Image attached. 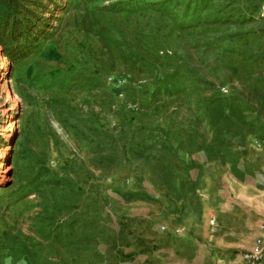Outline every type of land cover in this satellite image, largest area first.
<instances>
[{"label":"rangeland","instance_id":"obj_1","mask_svg":"<svg viewBox=\"0 0 264 264\" xmlns=\"http://www.w3.org/2000/svg\"><path fill=\"white\" fill-rule=\"evenodd\" d=\"M13 2L0 264L241 262L264 225V0Z\"/></svg>","mask_w":264,"mask_h":264},{"label":"built area","instance_id":"obj_2","mask_svg":"<svg viewBox=\"0 0 264 264\" xmlns=\"http://www.w3.org/2000/svg\"><path fill=\"white\" fill-rule=\"evenodd\" d=\"M214 224V221H212ZM264 261V225L259 226L252 245L244 251L242 261L237 264H260Z\"/></svg>","mask_w":264,"mask_h":264},{"label":"trees","instance_id":"obj_3","mask_svg":"<svg viewBox=\"0 0 264 264\" xmlns=\"http://www.w3.org/2000/svg\"><path fill=\"white\" fill-rule=\"evenodd\" d=\"M6 1L8 2L10 10L14 9V13H13L14 15L12 16V18H10V20L7 21V25H9V27L6 28V29H9V28L13 29L14 28V25H13L14 19L16 18L19 21H21L20 14H19V11L21 10V7L19 5H17V4L15 5L13 0H1L0 1V5H3L4 2H6ZM20 24H21V22H18L19 26H20ZM4 29H0V36L3 37V38L7 37V35H5V34L8 33L7 31H5L6 29L5 30Z\"/></svg>","mask_w":264,"mask_h":264}]
</instances>
